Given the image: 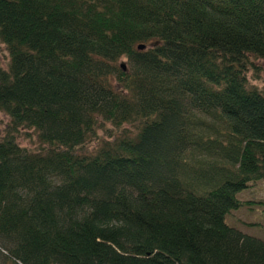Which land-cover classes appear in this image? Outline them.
<instances>
[{
	"label": "trees",
	"instance_id": "obj_1",
	"mask_svg": "<svg viewBox=\"0 0 264 264\" xmlns=\"http://www.w3.org/2000/svg\"><path fill=\"white\" fill-rule=\"evenodd\" d=\"M0 42L6 264H264L225 222L264 179V0H0Z\"/></svg>",
	"mask_w": 264,
	"mask_h": 264
},
{
	"label": "rangeland",
	"instance_id": "obj_2",
	"mask_svg": "<svg viewBox=\"0 0 264 264\" xmlns=\"http://www.w3.org/2000/svg\"><path fill=\"white\" fill-rule=\"evenodd\" d=\"M0 63L4 69H7L9 63V52L4 44L0 42ZM125 64L128 66V61L121 60L119 65ZM264 84V71L262 80L260 83H256L258 86ZM9 123V118L0 113V129L5 130ZM20 143L24 147L35 148L37 142L34 139H28L23 137L20 139ZM237 199L242 203L241 207L237 210H233L225 218L226 224L234 228L244 235L264 241V179L255 183H251L249 188L240 192L237 195ZM3 258V256H2ZM0 264H6L0 258Z\"/></svg>",
	"mask_w": 264,
	"mask_h": 264
},
{
	"label": "water",
	"instance_id": "obj_3",
	"mask_svg": "<svg viewBox=\"0 0 264 264\" xmlns=\"http://www.w3.org/2000/svg\"><path fill=\"white\" fill-rule=\"evenodd\" d=\"M144 48H145L144 46H140L138 49H139V50H143ZM120 68L123 69V71H126V70H127L126 65L123 64V63L120 65Z\"/></svg>",
	"mask_w": 264,
	"mask_h": 264
}]
</instances>
